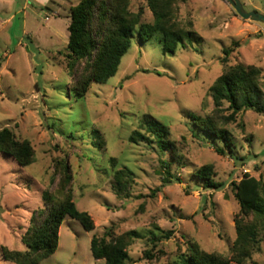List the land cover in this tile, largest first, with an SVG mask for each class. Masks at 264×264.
<instances>
[{
  "label": "rangeland",
  "instance_id": "obj_1",
  "mask_svg": "<svg viewBox=\"0 0 264 264\" xmlns=\"http://www.w3.org/2000/svg\"><path fill=\"white\" fill-rule=\"evenodd\" d=\"M79 2L0 0V130L12 128L35 149L29 166L0 152V264H16L2 258L1 248L25 249L34 211L45 206L46 198L57 204L64 200L60 182L66 166L73 198L96 227L87 231L66 217L57 250L40 264H104L94 258L90 242L107 228L116 234L135 232L129 264H182L191 243L239 264L233 244L240 206L231 183L245 172L264 178V114L244 111L227 125L234 158L219 154L215 147H224V141L197 129L190 119L214 109L208 89L226 67L224 48H233L227 65L262 69L264 89V24L242 18L229 0H178V19L196 36L165 54L161 35L143 41L139 25L116 75L93 83L81 97L60 53L69 42L70 6ZM241 2L247 11L264 14V0ZM130 8L143 11V23L153 22L147 0H130ZM144 116L169 126L185 157L184 164L171 168L182 182L161 187L162 160L171 161L170 154L155 144L129 141ZM111 157L118 168L133 170L131 197L114 191ZM206 163L214 165L215 179L225 187L205 190L193 176ZM252 261L264 264V234Z\"/></svg>",
  "mask_w": 264,
  "mask_h": 264
},
{
  "label": "trees",
  "instance_id": "obj_2",
  "mask_svg": "<svg viewBox=\"0 0 264 264\" xmlns=\"http://www.w3.org/2000/svg\"><path fill=\"white\" fill-rule=\"evenodd\" d=\"M153 14V22L143 23V11H133L130 0H80L70 6L69 42L64 55L67 68L73 76L74 90L83 97L93 83H106L119 70L123 56L132 45L135 29L140 25L139 37L145 41L153 33L162 38V51L174 54L185 40L196 36L191 26H184L178 19V0H147ZM233 48H224L222 62L226 64L208 89L214 102V109L205 116L192 115L190 123L197 129L221 138L224 147L216 146L219 154L234 158L232 132L228 124L237 122L239 114L253 110L264 114V89L261 85L262 69L255 65L241 63L227 65ZM97 133L98 131L95 130ZM99 146L104 140L99 136ZM131 143L155 144L158 150L170 154L171 161L162 160L164 177L161 187L181 178L172 173L173 164L182 165L185 157L177 143L171 139L168 125L150 117L139 120L138 127L130 136ZM228 151V152H227ZM0 152L12 156L21 166L35 161V149L28 139L17 138L10 127L0 130ZM243 159V158H241ZM113 172V189L118 196L131 197L134 172L129 167L118 168L116 157L110 158ZM62 177L60 187L66 190L65 198L54 203L50 197L45 206L34 211L30 225L23 238L24 250L1 248L2 258L16 264H40L52 255L59 245V234L66 217L78 220L87 231L95 230L93 217L78 208L70 187L72 175ZM203 182L205 190L225 187L226 183L215 179L212 163H206L193 172ZM240 210L235 216L236 239L233 244V259L239 264H257L252 261L254 253L261 249L264 234V178H257L245 172L239 181L231 183ZM136 238L134 231L116 234L107 228L103 235L94 234L90 248L96 260L104 264H129L128 247ZM146 254L153 258L151 252ZM182 264H233L232 260L218 253L202 250L191 243L181 256ZM177 264V263H170Z\"/></svg>",
  "mask_w": 264,
  "mask_h": 264
},
{
  "label": "water",
  "instance_id": "obj_3",
  "mask_svg": "<svg viewBox=\"0 0 264 264\" xmlns=\"http://www.w3.org/2000/svg\"><path fill=\"white\" fill-rule=\"evenodd\" d=\"M232 7L244 19L261 22L264 24V14L256 10L247 11L241 0H229Z\"/></svg>",
  "mask_w": 264,
  "mask_h": 264
},
{
  "label": "crops",
  "instance_id": "obj_4",
  "mask_svg": "<svg viewBox=\"0 0 264 264\" xmlns=\"http://www.w3.org/2000/svg\"><path fill=\"white\" fill-rule=\"evenodd\" d=\"M59 7H62V6H59Z\"/></svg>",
  "mask_w": 264,
  "mask_h": 264
}]
</instances>
